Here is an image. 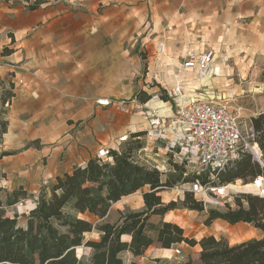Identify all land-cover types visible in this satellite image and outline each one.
I'll list each match as a JSON object with an SVG mask.
<instances>
[{
  "label": "rangeland",
  "instance_id": "1",
  "mask_svg": "<svg viewBox=\"0 0 264 264\" xmlns=\"http://www.w3.org/2000/svg\"><path fill=\"white\" fill-rule=\"evenodd\" d=\"M35 1L0 0V10L8 7H25L27 10H31ZM90 5L92 4H88V29L89 27L94 30L99 28L103 40V44L99 45V48H95L94 54L102 52L103 59L99 61L94 59L92 66L88 67V82H90L89 76L91 75L93 80V82L88 84L93 85L94 88L107 89L116 97H131L141 101L145 97H149L148 100H150L154 95H159V100L152 102L154 106H157L163 105L162 101L172 102L167 91L173 87L176 81L183 78L187 81L186 89L200 88L213 93L220 101H228L239 115L243 137L249 141L252 139V118L264 113V28H257V30L251 31L250 26L248 27L249 20L244 15L243 6L237 12L236 19L229 16L227 12H221L219 19H210L209 16L211 14L206 13V17L203 19L197 16L192 18L194 17V12L191 10L190 4H185L184 9L183 4L180 2L154 3L148 0L138 3L101 1L99 3L94 2L92 6ZM134 6H137L138 10H134ZM155 6H161L163 10H159V13L152 11ZM165 6L166 8H164ZM175 9L176 11L174 12ZM0 12L1 18L3 11ZM158 14L165 16V19H163L164 24L159 27L168 30V32L173 30L192 32V30L200 26V22H203L206 31L213 30L218 32V30L222 29H233L236 31V35L227 33L225 36L217 37H223L227 42L235 41L234 47L230 51L219 50L216 47V59L204 74L199 70L184 71L182 67L183 57L174 60L175 66L174 64L171 66H159L158 63L163 62L165 54L157 50L158 59L152 60L153 51L146 44L143 45L141 41V34L145 29L155 28L154 23L159 20ZM100 16L104 18L101 19ZM116 31L119 33L124 31L130 35L135 33L137 38L140 35L137 47L135 45V47L129 49L132 44L130 45V40H128L125 42V51L120 50V47H117ZM5 48V45L0 48V122L2 120L7 121V131L3 134L0 132V185L7 190H14L22 186L28 191V198L19 201L8 209V214L11 216L17 214L19 225L26 227L28 214L36 205L35 197L39 196L43 189L46 188L48 190V187L55 180L54 173L62 172L66 169L69 170L75 167L76 164L66 162V148L58 154L54 161L49 159L48 155L41 153L45 147L55 148L56 139L59 135L50 139L49 136L51 134L47 135L48 141L46 140L47 137L32 139L35 134L38 136L48 133L53 134L54 115L53 113L47 114L45 112V110H50L49 108L53 106L51 104L53 100H44L35 96L28 97L21 92L20 89L23 83L20 78L16 77L13 69L7 65L6 60L2 57L7 54ZM168 61L171 62V60ZM154 63L157 65H153ZM157 80L161 82L159 83ZM11 93L15 95L10 97ZM163 106L165 109L169 108V104ZM128 113L130 114L125 115L136 117L141 123V127L147 124V131L139 138L143 147L135 151V155L141 162L152 168L159 166L162 169V180L165 176L167 180L172 175L173 177L178 175L179 167H183L184 172L187 169L189 172V168H185L183 164L175 163L173 156L166 154L162 142L152 140L149 137L148 120L141 111L131 110ZM132 140L131 135L130 140L120 146V151L126 150L128 143ZM245 152L251 153L249 150ZM183 177L186 178V182H189L194 177V173L189 172L188 176L183 173ZM204 179L206 180L205 177ZM218 181H220L219 178ZM182 182L178 181L172 186L166 187L163 190L165 198H174L170 199V201L175 200L177 202L184 200L186 194L181 197L177 191L172 189L176 184ZM232 183L236 186L234 188L230 187L232 193L228 201H221L219 204L208 203L207 205L202 202L203 211L182 207L176 208V211L182 213L187 219L186 222H179L182 226H185V236L199 238L207 230L208 225L205 224V221L210 210L223 211L228 206L236 208L237 199L244 193L257 196L249 192V190L253 189V186L249 184L251 181L244 183L242 180V182H239L240 185L237 180ZM186 187H189V184H186ZM149 190L150 186L147 185L136 192L133 198L136 199V196ZM243 202L245 205L247 204L244 199ZM115 208L109 218H107L110 221H114L119 215L118 210ZM131 208L124 205L123 209L125 211ZM83 217L90 219L95 224L102 222L99 217L91 214H85ZM179 217L180 215H177L176 218ZM236 226L254 227L255 225L253 223L240 222ZM167 232H172V230L161 228L159 233L150 232L152 237H157L151 245L163 247V236ZM88 239L98 240L99 232L94 230L86 233L85 241ZM179 244L186 250L191 246L185 241L179 242ZM79 247V250L78 248L76 249L78 257L83 255L84 258H88L92 248L86 245Z\"/></svg>",
  "mask_w": 264,
  "mask_h": 264
},
{
  "label": "crops",
  "instance_id": "2",
  "mask_svg": "<svg viewBox=\"0 0 264 264\" xmlns=\"http://www.w3.org/2000/svg\"><path fill=\"white\" fill-rule=\"evenodd\" d=\"M101 1L138 3L144 0H44L39 7L31 10H27L25 7H8L0 10L3 11L0 18V48L5 45L12 50L11 53L2 57L23 83L21 92L28 97L35 96L44 100H53L50 110H45L47 114L53 113L54 115L53 134L32 136V139L47 137L48 141L50 134L49 139L59 135L55 148L45 147L41 151L43 155H48L52 161L66 148V162H73L76 164L75 166L86 165L100 147H115V141L120 135L128 133L131 136L137 132L147 131V124L141 127V123L136 117L125 115L131 112H123L115 106L106 107L97 104V100L101 98L121 100L131 97H116L107 89L94 88L93 85L88 84L93 82L92 75L89 76L90 82H88V67L92 66L94 59L96 61L103 59L102 52L94 54L95 48H99V45L103 44V40L99 28L94 30L89 27L88 29V4L93 5L94 2ZM148 1L154 3L180 2L184 9L185 4H190L191 10L194 12L192 18L197 16L203 19L206 17V13L211 14L210 19H219L221 12H227L229 16L236 19L237 12L243 6L244 15L249 20L248 27L250 26L251 31L264 28V0ZM133 9L138 10V7L134 6ZM159 10L162 11L163 8L155 6L152 9L156 13H159ZM157 16L159 20L155 21V28L145 29L141 34V41L143 45L146 44L153 51L152 60L158 59L157 50L165 54L163 62L158 63L159 66L173 64L175 66L174 60L180 57L185 58L187 53L192 50L202 51L206 48L215 50L217 47L219 50L230 51L234 47L235 41L227 42L225 38L217 37L225 36L227 33L236 35V31L233 29H222L218 32L206 31L203 22H200V26L192 32L180 30L168 32V30L160 28L161 24H164L165 16L160 14ZM115 33L118 39L117 47H120L123 52L125 51V42L128 40H130L129 44H132L129 49L135 45L137 47L140 35L137 38L135 33L132 35L124 31ZM157 82L161 81L157 80ZM73 168L54 173V178ZM238 180L242 182V179ZM162 181H166V176ZM159 194L164 203L174 199H166L164 191ZM133 196L135 197V193L114 202L107 218L111 215L114 207L118 213L124 211V205L136 210L144 208L143 192L136 196V199ZM176 210H170L165 215L153 214L150 217V222L156 224L162 221L175 222L185 229V226L179 223L180 219L185 216ZM170 214L171 216L168 217ZM177 215L181 217L176 218ZM239 223L232 224L221 218L215 219L210 226H207V230L196 239L205 235H215L217 238L225 237L231 244H236L252 238L264 237L262 229L256 226H236ZM122 239L130 242L132 235L125 233ZM176 245L180 246L179 243L170 248L150 245L143 255L135 256L130 251H125L122 255L125 264H183L178 261L174 253ZM182 249L188 257L196 260L195 258L199 257L201 246L197 244L190 246L187 250L183 247Z\"/></svg>",
  "mask_w": 264,
  "mask_h": 264
},
{
  "label": "trees",
  "instance_id": "3",
  "mask_svg": "<svg viewBox=\"0 0 264 264\" xmlns=\"http://www.w3.org/2000/svg\"><path fill=\"white\" fill-rule=\"evenodd\" d=\"M42 2L36 0L32 9ZM5 49L7 54L12 51L8 47ZM14 95L11 93L10 97ZM252 123L254 141L263 152L264 161V113L253 117ZM0 125L3 134L7 131V121L2 120ZM143 134V131L132 134L133 140L127 149L114 153L112 161L94 156L86 165L75 166L56 176L48 190L43 189L35 197L36 205L28 214L26 227L20 226L18 215H9L8 209L28 198V191L22 186L7 190L0 185V264H125L123 252L143 255L157 239L150 232L159 233L161 228L172 230L163 236L162 246L165 248L184 241L191 246H201L199 257L196 260L189 257L183 264H264V237L231 244L227 238L215 235L200 239L185 236L184 229L175 223L150 222L153 214L165 215L178 207L203 211L204 206L191 192H187L181 202L162 201L161 191L178 181L187 180L183 177V167H179L178 175L162 181L159 169L138 159L135 151L143 147L139 140ZM258 175L264 176V168L251 153L245 152L217 176L220 182L227 184L237 179L252 182ZM237 182L240 185V180ZM147 185L150 190L143 192L144 208L120 211L114 222L107 219L114 202ZM85 214L97 216L102 222L95 224L84 218ZM218 218L232 224L253 223L264 231V197L244 193L237 199L236 208L228 206L223 211L210 210L205 224L209 226ZM186 221V217L180 219V222ZM94 230L99 232V239L85 241L86 233ZM125 233L132 235L130 242L122 239ZM82 245L92 248L88 258L77 255L76 249Z\"/></svg>",
  "mask_w": 264,
  "mask_h": 264
},
{
  "label": "built area",
  "instance_id": "4",
  "mask_svg": "<svg viewBox=\"0 0 264 264\" xmlns=\"http://www.w3.org/2000/svg\"><path fill=\"white\" fill-rule=\"evenodd\" d=\"M215 59L216 51L213 48L192 50L184 58L182 67L184 71L199 70L204 74ZM186 82L181 78L167 91L172 102L162 101L163 105L169 104L166 109L163 105L154 106L152 103L159 100V95H154L147 102L137 98H101L97 104L115 106L123 112L141 111L148 120L149 137L162 142L166 154H171L175 163L183 164L190 173H194L191 181L176 184L172 189L181 197L191 192L204 205L219 204L228 201L232 191L229 184L218 181V173L248 150L264 168L263 152L254 141L253 129L250 141L243 137L239 115L228 101H220L213 93L200 88L188 90ZM130 138L128 133L120 135L115 147H100L95 157L112 161L114 153H121L120 146ZM157 169L162 171L159 166ZM189 172L187 169L185 176ZM249 184L253 186L249 192L264 197V176H256ZM174 253L179 262L188 259V255L178 245L174 247Z\"/></svg>",
  "mask_w": 264,
  "mask_h": 264
},
{
  "label": "bare ground",
  "instance_id": "5",
  "mask_svg": "<svg viewBox=\"0 0 264 264\" xmlns=\"http://www.w3.org/2000/svg\"><path fill=\"white\" fill-rule=\"evenodd\" d=\"M236 185H234V183H229V187H232V188H234ZM171 216V214L168 216V217H170Z\"/></svg>",
  "mask_w": 264,
  "mask_h": 264
}]
</instances>
